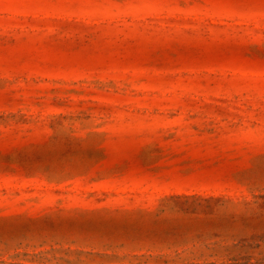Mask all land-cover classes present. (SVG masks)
Returning a JSON list of instances; mask_svg holds the SVG:
<instances>
[{"label": "rangeland", "instance_id": "rangeland-1", "mask_svg": "<svg viewBox=\"0 0 264 264\" xmlns=\"http://www.w3.org/2000/svg\"><path fill=\"white\" fill-rule=\"evenodd\" d=\"M0 264H264V0H0Z\"/></svg>", "mask_w": 264, "mask_h": 264}]
</instances>
